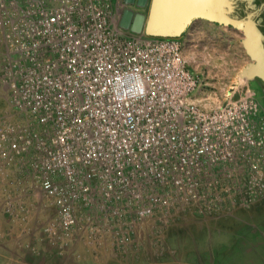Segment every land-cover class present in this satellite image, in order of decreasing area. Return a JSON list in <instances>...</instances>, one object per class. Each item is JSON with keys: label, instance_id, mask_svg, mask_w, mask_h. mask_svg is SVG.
<instances>
[{"label": "built area", "instance_id": "built-area-1", "mask_svg": "<svg viewBox=\"0 0 264 264\" xmlns=\"http://www.w3.org/2000/svg\"><path fill=\"white\" fill-rule=\"evenodd\" d=\"M119 17L114 0H0V182L37 188L52 242L135 257L244 193L257 107L204 92L180 36Z\"/></svg>", "mask_w": 264, "mask_h": 264}, {"label": "rangeland", "instance_id": "rangeland-1", "mask_svg": "<svg viewBox=\"0 0 264 264\" xmlns=\"http://www.w3.org/2000/svg\"><path fill=\"white\" fill-rule=\"evenodd\" d=\"M245 1V14H251L261 34H254L253 42L262 48L264 58V0ZM114 4L121 13L123 0H114ZM181 34L184 52L202 79L204 92H213L222 102L246 100L256 105L257 113L249 117L259 150L256 159L249 158L244 164L243 194L229 195L222 209L196 213L168 227L176 235L148 247L162 252L158 264H264V65L250 55L260 54L259 49L250 44L249 52L242 30L204 18L193 19ZM8 181L16 191L0 194L5 212L23 219L29 213L36 219L51 218L46 200L26 177Z\"/></svg>", "mask_w": 264, "mask_h": 264}, {"label": "crops", "instance_id": "crops-1", "mask_svg": "<svg viewBox=\"0 0 264 264\" xmlns=\"http://www.w3.org/2000/svg\"><path fill=\"white\" fill-rule=\"evenodd\" d=\"M224 8L232 17L243 18L248 14H245L246 10L234 12V9L228 13L227 8ZM180 37L183 39L182 34ZM11 178L13 176L2 179L0 194L16 191L9 185L8 180ZM186 218L188 217L184 219ZM45 221L43 218L32 217L30 213L25 219L18 215H9L5 212L4 205L0 204V261L3 264H158L163 260L162 252L157 254L148 245L139 249L135 257H130L125 253L107 254L103 248L88 245L82 240H75L67 246L54 243L44 232ZM165 232V241L166 237L173 238L176 235L168 227Z\"/></svg>", "mask_w": 264, "mask_h": 264}, {"label": "water", "instance_id": "water-1", "mask_svg": "<svg viewBox=\"0 0 264 264\" xmlns=\"http://www.w3.org/2000/svg\"><path fill=\"white\" fill-rule=\"evenodd\" d=\"M124 8L119 17V27L131 33L151 36H180L195 18H204L214 23L228 25L243 31L245 47L250 52L254 34L260 35L251 14L243 18L226 13L233 10V2L227 0H123ZM258 55H250L264 65L262 48Z\"/></svg>", "mask_w": 264, "mask_h": 264}, {"label": "flooded vegetation", "instance_id": "flooded-vegetation-1", "mask_svg": "<svg viewBox=\"0 0 264 264\" xmlns=\"http://www.w3.org/2000/svg\"><path fill=\"white\" fill-rule=\"evenodd\" d=\"M245 1H243V0H233V9H234V12L235 11H241V12H243L244 10H245V8H246V5L245 4H243ZM117 7V6H116ZM118 8V7H117ZM123 8H121L120 9V11L122 10ZM119 10V9H118Z\"/></svg>", "mask_w": 264, "mask_h": 264}]
</instances>
